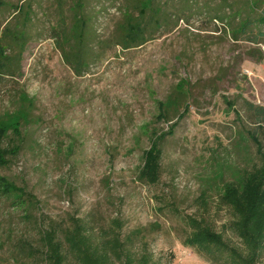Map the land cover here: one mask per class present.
I'll use <instances>...</instances> for the list:
<instances>
[{"label": "rangeland", "instance_id": "obj_1", "mask_svg": "<svg viewBox=\"0 0 264 264\" xmlns=\"http://www.w3.org/2000/svg\"><path fill=\"white\" fill-rule=\"evenodd\" d=\"M88 1L91 32L110 39L124 0ZM226 1L175 0L144 45L104 47L76 72L62 52L74 42L54 32L70 26L68 7L62 14L57 0H29L19 72L0 77V119L22 109L29 118L4 139L17 154L0 176L33 198L0 193V264H36L23 242L39 247L51 227L62 239L72 219L84 221L100 246L118 234L124 249L108 264H233L230 252L184 245L191 218L248 255L222 199L228 183L264 164V128H255L248 110L264 107V43L236 40L241 18L259 8L256 0ZM21 4L0 0V38L10 56ZM181 92L185 101L169 122L161 104ZM153 143L161 157L152 179L144 168ZM255 264H264V246Z\"/></svg>", "mask_w": 264, "mask_h": 264}, {"label": "trees", "instance_id": "obj_2", "mask_svg": "<svg viewBox=\"0 0 264 264\" xmlns=\"http://www.w3.org/2000/svg\"><path fill=\"white\" fill-rule=\"evenodd\" d=\"M57 1L62 14L68 7L70 26L66 28L60 26L55 28L54 32H56L58 40L62 39L66 44L74 42V49L72 50V46L70 47L71 52L66 49H62V52L67 64L78 72L80 66L88 65L91 59H97L98 56L93 57L91 54L98 55L104 47L108 51L113 47L131 49L144 45L148 41V36L153 35L152 33L161 27L168 10L171 9L170 3L175 0H124L123 8H121L122 21L118 24L112 37L102 42L96 36L94 37L95 34L93 35L90 30L92 14L88 10V0H72L70 4L64 0ZM177 1L184 4L195 2V0ZM222 1L227 3L226 0ZM258 1L256 0L254 4V8L259 7L254 10L255 13L245 14L241 18L237 29L239 31L237 32L239 35L237 41L239 38L245 37L247 41L256 45L264 43V1L260 3L262 6H258ZM21 3L20 6H16L17 10L12 18L24 14L22 28L18 27L16 38H14V47H12L14 54L12 56L6 54V50L3 49V38H0V77L14 78L16 76L19 72L23 47L29 39L28 34L23 33L22 29L27 24L32 7L29 0H21ZM227 5L231 8L230 4ZM231 10L235 12L233 7ZM218 14L215 19L223 21L224 17ZM62 21L64 22L63 18ZM73 51L74 53H72ZM183 93L180 97H169L161 104L162 114L160 115L169 122L172 121L169 120L170 112L174 110L178 112L180 105L185 101L183 99L186 94ZM248 110L255 128H264V107L248 104ZM183 115L180 114L178 118H182ZM27 118H29L28 112L22 109L7 119H0V167H6L10 163L8 158L17 154L15 149L9 150L3 147L4 139L10 131L19 132L21 121ZM160 157L161 152L157 144L153 143L145 157L146 166L144 169L149 174V178L158 175ZM0 193L14 195L19 199L28 198L30 200L33 198L25 189L1 176ZM223 194V202L236 215L234 229L238 236L249 244L250 248L248 249L251 253L243 256L237 249L229 248L222 234L194 218L190 219L189 225L192 230L185 239L184 245L212 255L230 252L229 258L233 264H255L258 251L264 246V164L245 173L236 181L228 183ZM88 231L84 221L72 219L70 226L62 232V239L59 238L57 229L51 227L41 233L39 247L29 241H24L23 254L34 258V261H37L36 264L39 260L41 264H69V260H74L75 264H108L111 262L112 255L118 254L119 249L123 252L124 245L116 237L118 234L114 233L110 238L109 245L103 242L100 246L88 234ZM141 264H147V262L142 261Z\"/></svg>", "mask_w": 264, "mask_h": 264}]
</instances>
